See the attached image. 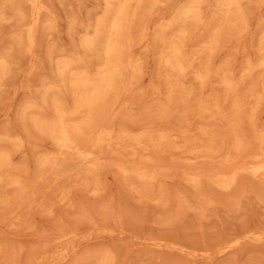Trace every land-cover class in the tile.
Masks as SVG:
<instances>
[{
  "label": "rangeland",
  "instance_id": "1",
  "mask_svg": "<svg viewBox=\"0 0 264 264\" xmlns=\"http://www.w3.org/2000/svg\"><path fill=\"white\" fill-rule=\"evenodd\" d=\"M147 1L134 22L140 29L131 30L136 73L118 102L109 101L116 106L100 109L95 140L89 131L78 137L88 140H76L81 151L96 145L88 150L94 158L67 153L63 162L32 119L51 118L55 96L72 104L57 62L85 60L95 69L80 43L102 17L103 2L41 0L29 45L28 1L0 0V153L8 163L0 168V264H264V174L250 172L264 154V0H240V16L229 23L220 0ZM196 3L195 23L183 11ZM181 28L183 78L160 64L162 40ZM55 154L60 166L51 165ZM230 178L235 186L221 188Z\"/></svg>",
  "mask_w": 264,
  "mask_h": 264
},
{
  "label": "bare ground",
  "instance_id": "2",
  "mask_svg": "<svg viewBox=\"0 0 264 264\" xmlns=\"http://www.w3.org/2000/svg\"><path fill=\"white\" fill-rule=\"evenodd\" d=\"M27 1H28L29 5H30V9H31L32 25H31V27H29L28 34L26 36V41H27V43L29 45H31L33 43L32 26L34 27L37 24L38 16H39V13L42 10L43 6L41 4V0H27ZM144 1L145 0H102L103 5H104L102 17L99 18L95 22L91 34L86 35V37H84L81 40V43H80L81 48L84 50V52L89 53V54H92L95 57V59H96V67H95V69L93 71L90 70L89 68H86V67H88L87 65H86V67L83 65L85 63V60L84 59H81V60H84V63H83V61L73 62V61L65 60V59L60 60L59 62H57V64H56V70H57V72L59 73V75H61L62 77L66 78L67 81H68L69 91H70V94H71V97H72V104H71V106H67L65 104V102H64L65 100H63L64 97L62 98V96H60V97H56L55 96V97H53L51 99L52 117L49 118V119H45V118H40V117H36L35 116L32 119V124H33V127H34V129L36 131H38L39 133L44 134L45 136H47L48 138H50L55 143V145L57 146V148L60 150V154L61 155L57 153V155H59L60 158H61V156L68 155L67 153L73 154L78 159H80L81 161H85V162H89V161H91L92 158H94L93 155H92L93 154V151L90 152L88 150H91L92 148L96 147V145L92 146L91 149H88L90 147H88L87 149L84 148L87 151L86 150L83 151L84 149L81 151L80 148L82 147V145L80 144V142H81L80 139H82V141L83 140L84 141L85 140H88V138H90L92 140L94 134L96 133V132H94L93 129H95L96 126L98 127L99 125H101V122L100 121H103V120H101L102 118L99 115L100 109H102V112H104V110L106 109V106H108V105L110 107H111V105L113 106V104L112 103H109V101L113 100L116 97V95L118 94L119 90H121L122 88L124 89V87L127 85L126 84L127 78L128 77H131L137 71L136 70L137 63L130 58V56L128 55V52H129V49H130L131 44H132V38H131V35L132 34L131 33L133 31L131 32V30L132 29L135 30L134 28H136V27L139 28L138 25H140V27L142 25V24L138 23L140 20L139 21L137 20L138 25H136V27H134L135 24H137V23L134 24V22L137 19V15L139 17V15L143 14V13L138 14V12H139L140 8L145 5V4L143 5ZM148 1L150 2V0H148ZM239 1L240 0H220L219 1L220 2V5H221V7H222V9L224 11V15H223L224 16V23H229L231 21V19H234L237 16H240V9H239V5H238V4H240ZM156 2H157V0H151V3H149V4H154ZM159 2L160 1H158V3ZM146 5L144 6V8H146V10L148 11V9H147L148 6L146 7ZM15 10H16V8H15ZM18 13H19V14H17L18 17L20 19H22L20 12H18ZM183 16L185 18L189 19V20H192L195 23L196 22H199L200 21V14L198 12V3H196L194 5H190L187 8H185L184 11H183ZM147 17H149V16H147ZM145 18L146 17L144 16V21L147 22L148 21L147 20L148 18H146V19ZM202 18L203 17H201V19ZM142 22L143 21L141 20V23ZM148 22H147V24H148ZM171 25H172L171 26V28H172L173 25H175V23L174 24H171ZM146 26L147 25H145V28L147 30V27ZM198 26H200V25H198ZM202 26H203V24H202ZM174 28L175 27H173V29ZM175 29H177V28H175ZM188 31H189V28H188ZM137 32L139 33V31H137ZM140 32H141V30H140ZM134 33H136V32H134ZM145 33H146V31H145ZM185 34H186V29L185 28H181L175 35H173V37L171 39H169V40H166V39L165 40H162L163 41L162 43L164 44V47H163V49L161 51V55H160L161 56V62H160L161 66L164 67V68H166V69H168L170 71V73L172 72L175 75L181 76V77L184 74H186V72H185L186 71L185 64H187V63L184 64L183 58H182V55H181L182 48H183V46L185 47V44L183 45V39H184ZM216 34H217V31H215V35ZM153 35L155 36L156 34H153ZM169 35H170V33H169ZM186 37L188 38V36H186ZM145 38L147 39V36L146 35H145ZM154 38L157 40V36L154 37ZM133 39L135 41V38L134 37H133ZM146 39H144V41ZM262 40H263V43H264V35H263V39ZM152 41L154 43V39L153 38H152ZM140 42H141V40H140ZM143 42H141V43H143ZM153 43H152V45H153ZM155 43H156V41H155ZM145 45L146 44H144V47H147V45L146 46ZM154 46H155V44H154ZM134 47H135V45H134ZM157 47H159L158 44H157ZM263 47H264V45H263ZM159 48H161V47H159ZM183 51L185 52V50H183ZM129 53H131V55H133V52H129ZM89 56L91 57V55H89ZM193 61H194V59H193ZM140 62H141V60H140ZM5 65H6V63L4 62V60L3 59H0V69L1 70H4L5 69ZM191 65H192V63H191ZM250 65H251V63H250ZM262 65L264 66V62L262 63ZM246 66H248V65H246ZM245 68H247V67H245ZM251 68H252V65H251ZM208 71H207V73H208ZM195 73H193V74H195ZM205 74H206V72H205ZM198 75H199V73H198ZM200 83L202 84L203 81L200 82ZM170 86H171V84H170ZM202 87L203 86H201V88ZM178 91H179V89H178ZM180 91L182 92V90H180ZM120 93H122V92H120ZM117 97L119 98V96H117ZM117 99H116L115 102H118L119 99L118 100ZM46 102H48V101H46ZM113 102H114V100H113ZM105 104H108V105L105 106ZM103 105L105 106V109H103L104 108ZM102 106H103V108H102ZM109 106H108V108H109ZM114 106H116V105H114ZM113 107H111V109ZM41 108H43L42 105H41ZM49 111H50V109H49ZM105 111H107V110H105ZM34 113H36V112H34ZM47 113H48V111H47ZM42 114H44V113H42ZM105 114H106V112H105ZM48 115H50V113H48ZM108 115H110V113H108L107 115H103L102 114V117H104V119H107V118H105V116L108 117ZM40 116H41V114H40ZM96 116H99L100 118H97ZM109 118H111V115L109 116ZM99 119H100V121H99ZM107 120H109V119H107ZM96 121L99 122L100 124L99 123H96ZM95 124H96V126H95ZM98 128L95 129V130H97V132L99 133L100 132L99 130H101V127L99 128V130H98ZM250 128H252V127L250 126ZM91 129L94 132V134H92L93 136L91 135L92 138L90 137V132L93 133L91 131ZM87 131H89V134L87 133ZM232 131H234V130H232ZM85 132L87 133V135H89L88 138H86L84 136V137L78 139V137H81L82 135H84ZM251 133L253 134V132H251ZM252 136H254V134ZM261 137L262 136H260V139H261ZM84 138H86V139H84ZM97 139L98 138H96V141H97ZM76 140H80V142L79 141H76ZM93 140H95V138H93ZM255 140L256 139H254V143H255ZM261 141H260V143H262ZM233 142H235V140H233ZM78 143L80 144L81 147L77 146V145H79ZM89 143H92V142L89 141ZM97 143L98 142H96L95 144H97ZM233 144L231 146H233ZM262 144L264 145V143H262ZM95 149H97V147ZM261 151H262V149H261ZM64 153H66V154H64ZM57 155H56V158L58 157ZM74 156H73V158H71V161L69 159V162L72 163V164H74L73 161L76 160V158ZM67 157L70 158L69 155ZM67 157H63V158H65L66 162L68 161L66 159ZM48 158H50V157H48ZM56 158L52 157L51 158L52 162H53V160L56 162L59 159V158H57V159ZM72 159H75V160H72ZM224 160L226 162V159L225 158H224ZM49 161L50 160L45 159V160L42 161V164L43 165L46 164L45 165V167H46L47 166V163ZM61 161H63V159ZM61 161H59V162H61ZM258 161H260V164L259 165H255L254 167L252 166V168L250 169V172H252L254 175H256V174H264V154L259 155V160ZM55 162H53V164H51V163L50 164L52 166H54V164H56ZM62 163H60V164H62ZM232 163H230V164H232ZM50 164H48V165L50 166ZM7 165H8V163H7V155L2 152V153H0V168L6 167ZM57 165L60 166L58 164V161H57ZM57 165H55V166H57ZM91 165L89 166V168L92 167ZM52 166L51 167H48L47 166V167L48 168H53ZM143 166H145V165H143ZM235 167H237V166H235ZM42 168H44V167H42ZM125 168H126V166H125ZM125 168H121L120 167V172H121V174L123 173V174H125V176H127L128 170L130 169V167H129L128 170H127V168L126 169ZM134 168L136 169V167H134ZM144 168L148 169L147 166H145ZM225 168H226V166H225ZM245 168H244V170H245ZM95 169H97L96 166L93 168V170H95ZM131 169H133V167H131ZM146 169H143L141 173L146 172L147 171ZM149 169H150V172H151V167ZM229 169H230V171L232 170V168H228V170L226 168L227 171H229ZM234 169H236V168H234ZM136 171H135V173H136ZM152 171L154 172L155 169L152 168ZM221 171H222V169H221ZM63 172H66V171H63ZM133 172H134V170H133ZM235 172H237V171H235ZM155 173H156V175H158L157 174V171H155ZM244 173H248V171L246 172V170H245ZM138 174H140V173H138ZM145 174L144 175H140L139 178H142V179H145V180L146 179L147 180L148 179L150 180V179H152L154 177V175L151 176L152 175V172H151V175H145ZM217 174H219V173H217ZM131 175L133 176V174H131ZM131 175H130V177H131ZM231 175L232 174H230V177H231ZM198 176L200 177V175H198ZM133 177H134V179H136L135 176H133ZM156 178L158 179V177H156ZM185 178H186V176H185ZM224 178H223V180H224ZM236 179L237 178H235V181H236ZM139 180H141V179H139ZM185 180L187 182V179H185ZM223 180H222V182H223ZM233 182H234V179L233 178H230L228 180H225L222 184H219V185H220L221 188L227 189L232 184L233 185L236 184V183H233ZM134 183L135 182L133 181L131 184H134ZM147 183H149V182H147ZM151 183H152V180H151ZM189 183H190V181H189ZM193 183H195V180L193 182H191L190 184L193 185ZM196 184L197 183H195V186H196ZM193 187H194V185H193ZM183 199L185 200V198H183ZM184 200L181 203L184 204V202L187 201V199L185 201ZM256 236H258V235H256ZM249 238L251 240L253 239L251 237H249ZM239 240H241V239H239ZM255 241H257V240H255ZM231 243L234 244L235 242L234 243L231 242Z\"/></svg>",
  "mask_w": 264,
  "mask_h": 264
}]
</instances>
